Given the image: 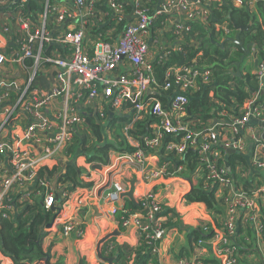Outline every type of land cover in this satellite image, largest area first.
I'll list each match as a JSON object with an SVG mask.
<instances>
[{"label":"built area","instance_id":"built-area-1","mask_svg":"<svg viewBox=\"0 0 264 264\" xmlns=\"http://www.w3.org/2000/svg\"><path fill=\"white\" fill-rule=\"evenodd\" d=\"M21 1L25 2V0ZM70 1L72 5L70 7L67 2L46 4L40 20L41 26L36 30H33L28 17H18L15 24L18 25L22 35L17 36L13 41V46L17 49L9 56L0 52V107L8 100L9 92L14 91L16 94L13 100L14 107L10 106V108L19 107L27 115L29 121L22 132L23 140L44 145V154L35 157L26 150H13L0 140V220L9 219L13 212L14 202L9 199L10 193L22 187L26 182L33 180L36 182L38 168L46 166L49 160L58 157L70 145L75 135V126L81 123L80 112L74 110L71 106L72 102L83 98L88 103L93 101L97 105L105 103L113 113L125 114L128 112L124 106L125 102L141 100L132 108L136 119L142 118V115L146 114L148 108L151 107L153 122L151 133L143 138V144L155 149L161 145L165 136H179L177 144L170 143L167 149H174L178 154H182L188 148L196 149L206 164L207 179H213L218 184V194L226 188L230 190V195L224 199V217L221 228L212 227L210 231L205 229L209 237L205 240H198L193 245L192 258L180 259L175 264H201L208 248H210L212 258L218 260L219 264H238L239 254L235 244L238 215L242 214L244 220L254 226L256 234L259 233L262 239H264L262 234L264 225L260 221L254 199L233 190L224 169H218L215 163L205 156L217 146L238 152L244 151V141L235 140L234 136L248 128L252 120L264 123V100L258 101L257 94L248 99L243 105L242 117L230 118L228 136L222 137L217 130L221 123H214L206 132L194 131L190 129L186 117L187 94L198 88L197 79H200L201 83H206L209 72L205 70L201 72L197 68H169L165 73V84L162 89L168 90L175 85L177 90L169 100L168 110L151 95L155 94L158 88L151 66L154 57L150 46L152 22L161 16L167 18L166 27L171 29L175 36L172 46L178 49L177 42L183 41L184 32L192 30L190 23H204L210 16V0H160L155 6L153 0H132V9L129 13L122 9L121 3L113 0ZM231 1L236 6H242L244 0ZM255 1L245 0L246 5L251 9L254 8ZM98 2L99 5L107 8L108 12L104 15L118 17L119 20L129 19L120 35L112 43H106L104 40L94 41L86 36V19L103 15L101 10L95 7ZM48 14L54 16L56 22L61 25L67 19L69 22L66 29L61 30L53 38L44 27ZM99 20L101 21L100 18ZM100 25L104 24L100 22ZM9 30L6 26L2 28L3 33H8ZM52 41L60 48L63 54L61 57L48 56L44 52L41 57L36 55L34 44L39 43L38 48L41 49L43 44ZM88 48L92 49V55L88 53ZM4 65L8 66L4 68ZM20 65L28 70L23 87H17L16 82L7 76L8 69ZM42 66H48V74L51 75L52 81V88L46 92L36 90L33 85L37 72L45 69ZM119 69L120 71L117 72L116 70ZM257 75L259 77L264 75L262 64ZM57 101L60 104L58 111H54L50 116L46 110L57 106ZM122 106L123 111H121ZM7 111L4 114L8 120L9 111ZM223 114L221 115L224 116ZM7 120L0 124V134L6 128ZM128 128L129 126L124 131L126 132ZM252 137L257 149L252 154L251 162L254 166L263 168L264 143L258 136L253 135ZM126 138L130 145L140 147L127 135ZM217 154V152L214 153V155ZM124 156H127L131 164L139 170H142V165L147 159L140 148L133 154ZM164 169L165 167L160 170H146L145 172L149 174L142 175L144 182L155 183L156 180L163 178ZM197 175L201 176L200 170L194 176ZM38 184L44 192L42 194L35 192L42 195L44 208L48 210L51 208L52 198L57 193L51 190L49 180L38 181ZM113 186L114 196H116L122 188L118 184ZM61 191L62 194H58L64 200L67 195L63 189ZM26 196L25 194L24 197ZM140 199L143 206L148 209V213L136 217L134 225L137 229L148 232L143 238L147 246L144 254L156 258V263L149 261L147 264H165L158 260V242L165 234L161 219L157 217L162 210L161 204L155 200L152 189L141 195ZM141 219L150 223L141 224L139 222ZM60 225L63 234L73 233L77 239L82 238L84 229L72 220H63ZM122 226L124 228L131 226V219L124 220ZM111 248L112 246L109 250ZM262 264H264V256Z\"/></svg>","mask_w":264,"mask_h":264},{"label":"trees","instance_id":"trees-1","mask_svg":"<svg viewBox=\"0 0 264 264\" xmlns=\"http://www.w3.org/2000/svg\"><path fill=\"white\" fill-rule=\"evenodd\" d=\"M11 1L14 0H0V34L5 40H7V36L16 39L17 34L11 30L8 33H3L4 26L9 27L16 22L18 17L26 14L32 16L33 22L36 24V18L43 12L46 0H28L22 6L17 4V7H11ZM54 1L67 2L69 7L72 6L70 0ZM113 1L121 3L122 9L126 13L132 9V0ZM159 2L160 0H153L154 6ZM95 7L101 10L103 15L86 19V36L94 41L104 40L106 43H112L120 35L129 19L119 20L118 17L104 15L108 12L107 8L104 5H99V2L95 4ZM209 10L210 16L204 23H190L192 30L184 32L183 41L177 42L178 49L172 46L175 36L172 30L166 27L167 18L161 16L152 22L150 46L154 57L151 66L158 88L156 93L151 95L168 110L170 108L169 100L177 90L175 85H172L168 90L162 89L165 84V73L169 68H197L201 72L204 70L209 72L208 81L201 83V80L197 79L198 88L187 94L186 117L190 129L194 131L206 132L214 123H221V126L217 128L221 134L220 129L224 127L223 123H228L230 118L242 117L243 105L253 95L257 94L258 101L264 100V75L261 77L257 75L260 65L264 66V0H256L252 9L246 5L245 0L242 6H236L231 0H210ZM100 22L104 25H100ZM236 34H239L241 45L224 42L222 47L219 46L222 41L233 38ZM248 44H250V55H255L256 62L247 68L244 64L249 55L239 65L240 75L236 76V64ZM16 49V46L11 45L7 51L11 54ZM157 49L159 50L157 51ZM88 53L92 55V49L88 48ZM62 55V52H58L54 57ZM116 71L119 72L120 69ZM9 96L14 99L16 94L10 92ZM138 102L141 100L125 102V109L128 110L125 114L112 113L107 104H103L101 107L96 104L95 110V101L88 103L83 98L72 102L71 106L74 110L79 106L82 111L80 113L82 123L75 126V135L70 145L62 152V160L52 168L46 166L38 168L33 190L42 194L44 190L38 181L49 180L51 190H64L67 195L65 201L70 193L77 188L90 189L92 186L91 183L84 184L81 177L86 174V170L76 166L77 158L82 156L85 157L86 164L104 167L109 165L112 153L131 155L140 148L145 157H150L160 151L158 161L161 167H165L163 177L165 179L183 177L190 180L200 170L199 183L192 187L184 200L186 203L203 204L215 227L221 228L224 217V199L230 195V190L226 188L224 191L222 190L220 196H217L218 184L213 179H207L206 164L196 149L188 148L182 154H178L174 149H167L170 143L177 144L179 136L167 135L158 148L146 147L143 144V138L151 133L153 124L151 107L148 108L146 114L142 115V118L136 119L132 108ZM123 110L122 106L121 111ZM128 126L129 128L125 132L124 130ZM241 134H236L234 138L241 139ZM126 135L140 147L130 145ZM210 152L205 158L214 162L218 169H224L232 189L239 194L253 198L256 207L263 208V212L260 211L264 225V191L262 192L264 190V167L254 166L250 158L239 153L227 155L224 148L219 146L213 147ZM216 152L218 154L214 155ZM225 161L228 164V169L225 167ZM258 173L262 174L259 176ZM9 199L13 200L15 197H9ZM13 202L11 217L0 220V253L9 258L13 264H49L46 261L48 255L43 252L41 244L44 236L43 230L51 223L54 211L47 210L43 205L37 203L21 207L15 205L14 200ZM62 202L63 200L59 203ZM161 208L157 217H167L166 223H164L165 220L161 221L164 229L173 224V218L178 221L174 212L163 205ZM124 210H128V213L115 212V221L120 229L123 228L124 220H127L132 212H138L140 215L148 213V209L143 206L141 201L137 207L127 202ZM139 222L141 224L150 223L143 219ZM205 229L210 231L212 227L204 223L197 228H187L190 232V241L195 244L198 240L207 239L209 235ZM241 230L245 236L240 240L235 236L239 256L248 252L256 254L251 250L255 242L252 229L241 225ZM237 231L238 229L236 235ZM137 234L144 238L138 231ZM262 234L264 236V232ZM146 250V243L142 241L136 249L127 245H115L111 250H108V253L109 257L116 255L115 264H129L130 260L132 264H147L149 261L156 263L154 256L143 254ZM240 263L239 258L238 264ZM201 264H219V261L204 259Z\"/></svg>","mask_w":264,"mask_h":264},{"label":"crops","instance_id":"crops-1","mask_svg":"<svg viewBox=\"0 0 264 264\" xmlns=\"http://www.w3.org/2000/svg\"><path fill=\"white\" fill-rule=\"evenodd\" d=\"M68 23L69 22H66L63 27H66ZM48 28L52 33H56L60 27H57L53 22H50L48 23ZM9 29L14 34L22 35L18 29V25L15 23L10 25ZM33 46L36 55L40 57L43 56V52L50 56H55L56 53L61 52L60 48L57 47L53 41L43 44L41 49L38 48L39 43H36ZM8 47H11V45L8 44V40H5V38L0 34V52L5 56L10 55V52L7 51ZM255 62V56L251 54L249 58L246 59L244 65L247 68H250L252 64H255ZM26 63L29 64L30 62ZM7 66L8 65H4V68ZM42 67L45 69L41 72H37L33 85L36 90L46 92L52 88V81L51 75L48 74V66ZM25 74H28V70L23 65L7 70L8 78L15 81L17 87L24 86ZM13 93L15 92L13 91ZM14 99H11L9 96L8 100L0 107V124L7 120V116L4 113L7 110L9 111L7 120L8 123L6 128L0 134V140L8 144L13 150H26L35 157L42 156L44 154V145L33 144L23 140L22 138V132L29 121L27 119V115L22 112L19 107L12 109L14 107ZM59 105L60 104L58 102L57 106L46 110L47 113L51 116L54 111H58ZM102 105L98 106L101 107ZM10 106L12 108H10ZM94 108L96 110V103ZM76 110L80 113L82 112L79 106H77ZM223 124L224 127L220 129V132L222 137H225L228 136V123L226 122ZM262 134L263 129L260 123H250V126H248V128H246L241 134V139L245 143V150L237 152L251 159L253 152L257 149L252 136L256 135L260 138V140H262ZM158 152L160 153V151H157V153ZM158 158L159 156L157 155L147 157L142 165V170L133 168L131 161L127 156L114 153L110 155L109 165L104 167L100 166L101 169H94L93 166L86 164L85 157L81 156L77 158L76 166L86 170V174L81 177L84 184L91 183L92 186L90 189L82 187L77 188L75 191L70 193V196L63 203L54 202V206L60 208L61 211L58 213L55 220L54 216L56 211L54 212L55 214H53V218L50 223L52 226L50 228L46 227L43 230L44 236L41 247L43 252L48 255V258L46 257V261H48L49 264H107L97 258L96 246L101 238L114 231H117V233L102 246L103 256L109 257L108 250L111 246L127 245L133 249L139 247V244H141L144 239L138 236L137 231L143 237H145L146 233H148L137 229L134 225L135 219L140 216V213L132 212V214L129 215V218L131 219V226L120 229L115 221V212L122 211L124 213H128V210H124L125 204L129 202L134 207H137L138 203L141 201L140 196L150 189H152L155 200L174 212L178 217V221L176 218H173V224L168 226V228L165 227L164 229L165 234L158 242V260L165 264H175L176 261L180 259L192 258L194 244L190 241V232L187 228H197L202 226L204 223L205 225L215 227L203 204L186 203L184 200V197L191 191L192 187L199 183L201 177L200 175H197L191 177L190 180L184 179L183 177H171L167 179L161 178L156 180L155 183L149 181L144 182L142 175L146 173L149 174V172H145L146 170H160V168H162L159 164ZM61 160L62 155L60 154L58 157L49 160L46 167L52 168ZM261 174L262 173H258L259 176ZM133 179L136 180L133 188L134 202H131L127 198H119L120 194L129 190L130 182ZM34 184V180L32 182H26L22 187L17 188L10 193V197H15V199H13L16 203L15 205L25 207L26 205H34L37 203L44 206V198L42 195L33 190ZM114 184H118L122 188L121 192L116 194V196H114ZM52 191L57 194H62L61 190L56 191L52 189ZM221 192L217 194V196H220ZM25 194L27 195L26 197H24ZM60 199L62 200L61 197ZM257 210L259 212L260 221L262 222V213L260 210L263 212V208L261 209L257 207ZM243 217L244 216L242 214L238 215V231L236 239L240 240L245 236V233H241V225L245 226V228H251L255 241L251 250L255 251L256 254L250 252H248L249 254L242 253L239 256L241 262L240 264H262L264 256V239L261 238L259 233L256 234L254 226L246 222ZM69 219L72 220L73 223H76L80 228L84 229L82 238L77 239L73 233L70 235L63 234L60 223L63 220ZM160 219L161 221L165 220L164 223L167 222V217H160ZM205 247L207 246L205 245ZM210 254L211 251L210 248H208L205 253V258L213 259ZM115 256L116 255H113L112 257L115 258ZM0 264L13 263L9 258L0 253ZM113 264L115 263L113 262ZM129 264H132L131 260L129 261Z\"/></svg>","mask_w":264,"mask_h":264},{"label":"water","instance_id":"water-1","mask_svg":"<svg viewBox=\"0 0 264 264\" xmlns=\"http://www.w3.org/2000/svg\"><path fill=\"white\" fill-rule=\"evenodd\" d=\"M224 42H232V43H238L241 45V43L239 42V34H236L233 38H227L225 39L224 41H222L219 46H223V43ZM250 44L246 45L245 48H244V54L241 56L239 62L236 64V67H237V72H236V76H239L240 75V72H239V65L243 63L244 59L247 58L249 55H250ZM254 55V54H253ZM255 56V55H254ZM251 123H259L257 120H252ZM261 124V127L263 129V134H262V141L264 143V123H260ZM227 153V155H231V154H237L236 150L234 149H224ZM157 156L160 155V153L158 152L156 154ZM225 167L226 169H228V164L227 162L225 161ZM94 169H101L100 166H93ZM136 183V180L133 179L131 182H130V187H129V190L125 193H122L119 195V198H127L129 199L131 202H134V199H133V188H134V184ZM62 200L60 199V196L59 194H55L54 198H52V201H51V208L50 210L51 211H56V214L54 216V220L55 218L57 217L58 213L61 211V209L57 208L54 206V202H61ZM64 202V200H63ZM62 202V203H63ZM52 225L49 224L47 227L50 228ZM117 233V231H114L110 234H107L105 237L101 238V240L98 241L97 243V246H96V254H97V258L107 264H113L115 258L114 257H105L103 256L102 254V246L108 242L115 234Z\"/></svg>","mask_w":264,"mask_h":264},{"label":"clouds","instance_id":"clouds-1","mask_svg":"<svg viewBox=\"0 0 264 264\" xmlns=\"http://www.w3.org/2000/svg\"><path fill=\"white\" fill-rule=\"evenodd\" d=\"M28 1V0H25V2ZM24 2V3H25ZM21 0H14L13 2L10 3L11 7H17V4H20V6H22L24 4ZM55 3H58V2H55L54 0H46L44 2V8H43V12H41V14L36 18V24L33 22V17L30 16L29 14H26L24 17H28L32 23V28L33 30H36V28L40 27L41 26V18L43 17V13H44V9L46 7V4L48 5H52V4H55ZM50 22H53L57 27H60L59 30L56 32V33H52L49 28H48V23ZM66 22H68V19L66 20ZM65 22V23H66ZM64 23V24H65ZM64 24H59L56 22V18L54 16H52L51 14H48L47 16V19L45 20V25L44 27L46 28V31L49 33V35L53 38V37H56L58 35V33L63 30V29H66V27H63ZM17 36H20V35H17ZM7 40H8V44H11L13 45V41L15 40L14 37L12 36H7L6 37ZM58 47V46H57ZM45 54V53H44ZM46 55V54H45ZM50 56V55H48ZM135 112V111H134ZM113 113V112H112ZM136 115V114H135ZM237 152V151H236ZM238 153V152H237ZM65 202V201H64ZM60 209V208H59ZM124 228V227H123ZM206 259V258H205ZM214 259V258H213Z\"/></svg>","mask_w":264,"mask_h":264},{"label":"rangeland","instance_id":"rangeland-1","mask_svg":"<svg viewBox=\"0 0 264 264\" xmlns=\"http://www.w3.org/2000/svg\"><path fill=\"white\" fill-rule=\"evenodd\" d=\"M132 167L136 169V166H133V165H132Z\"/></svg>","mask_w":264,"mask_h":264}]
</instances>
